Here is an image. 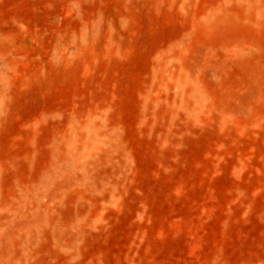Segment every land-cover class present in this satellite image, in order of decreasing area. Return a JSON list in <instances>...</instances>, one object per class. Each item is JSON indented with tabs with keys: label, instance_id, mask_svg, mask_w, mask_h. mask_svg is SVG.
I'll return each mask as SVG.
<instances>
[{
	"label": "rangeland",
	"instance_id": "1",
	"mask_svg": "<svg viewBox=\"0 0 264 264\" xmlns=\"http://www.w3.org/2000/svg\"><path fill=\"white\" fill-rule=\"evenodd\" d=\"M0 264H264V0H0Z\"/></svg>",
	"mask_w": 264,
	"mask_h": 264
}]
</instances>
